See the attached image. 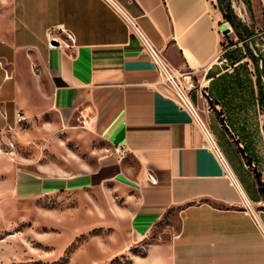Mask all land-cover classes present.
Wrapping results in <instances>:
<instances>
[{
	"label": "crops",
	"instance_id": "obj_1",
	"mask_svg": "<svg viewBox=\"0 0 264 264\" xmlns=\"http://www.w3.org/2000/svg\"><path fill=\"white\" fill-rule=\"evenodd\" d=\"M216 2L0 0V146L3 134H17L29 153L16 170V195L130 183L132 207L123 214L136 243L170 209L180 220L178 232L151 244L135 263L264 264V214L249 207L261 201L259 192L250 197L224 158L227 176L198 123L161 83L141 39L173 71L193 72L200 122L210 126L207 103L216 101L252 165L264 168L259 64L244 53L218 65ZM254 11L264 22V0ZM59 29L73 35L74 47H65ZM18 113L26 116L22 124ZM67 135L104 143L91 151L95 167L67 148Z\"/></svg>",
	"mask_w": 264,
	"mask_h": 264
},
{
	"label": "rangeland",
	"instance_id": "obj_2",
	"mask_svg": "<svg viewBox=\"0 0 264 264\" xmlns=\"http://www.w3.org/2000/svg\"><path fill=\"white\" fill-rule=\"evenodd\" d=\"M255 3L256 0H217L214 8L225 58L229 60L230 54H244L249 49L254 56L250 63L259 64L255 72L262 74L264 85L260 60L264 57V22L256 18ZM215 103H207L210 116L215 118L210 119L209 127L224 158L252 197L258 193L253 174L244 168L242 156L227 138L226 123L220 128L223 113ZM67 136V148L95 167L96 156L91 151L103 148L104 143L81 138L76 141L74 135ZM18 138L17 134H3L0 146V264H140L135 259L144 257L151 244L167 240L179 231L175 209L148 238L136 243L128 217L123 214L132 207L130 196L134 191L130 183H94L95 188L80 191L16 195V170L23 168L21 156L29 154ZM232 139L236 141L234 135ZM11 144L15 147L13 156L7 154ZM44 159L49 162L55 156L45 155ZM252 167L264 183V168ZM252 210L264 214V195ZM262 221L264 224V215Z\"/></svg>",
	"mask_w": 264,
	"mask_h": 264
},
{
	"label": "built area",
	"instance_id": "obj_3",
	"mask_svg": "<svg viewBox=\"0 0 264 264\" xmlns=\"http://www.w3.org/2000/svg\"><path fill=\"white\" fill-rule=\"evenodd\" d=\"M130 25H133L132 21H130ZM62 33H64L67 37V42H64L66 48L74 47V37L71 33L66 31L65 29H59ZM51 32V31H50ZM143 49L144 51L150 56L154 66L156 67L161 83L166 86L170 93L173 95L174 99L178 103L181 109L187 111L198 123L201 130L203 131L206 139V146L210 148L219 158L226 169L227 176L231 177L230 170L228 164L226 163L218 145L215 141L213 135L211 134L208 125L204 122L199 121L198 117L200 112L197 107L194 105L191 94L197 90V83L194 80L193 72L186 71V72H177L173 71L169 65L164 61V59L160 56V54L149 45V43L142 38ZM51 45V43H50ZM226 51L220 50L218 60H220L219 65H226L227 59L225 58ZM34 71L36 74H39V69L34 67ZM16 121L18 124H22L26 121V116L23 113H18L16 117ZM14 145L11 144L9 147V154L10 156L14 155ZM126 150L123 147H116L114 153L120 157L125 156ZM1 154V150H0ZM232 178V177H231ZM250 207V206H249Z\"/></svg>",
	"mask_w": 264,
	"mask_h": 264
},
{
	"label": "trees",
	"instance_id": "obj_4",
	"mask_svg": "<svg viewBox=\"0 0 264 264\" xmlns=\"http://www.w3.org/2000/svg\"><path fill=\"white\" fill-rule=\"evenodd\" d=\"M229 18V17H227ZM242 36H246V33L242 34ZM247 55L252 59L254 56L251 53V51L249 49H247ZM260 60L263 63V69H264V57H260ZM257 86H258V102H259V106L260 109L262 111V114L264 115V85L262 82V74L260 72H257ZM211 102V101H210ZM217 104V103H216ZM220 121H221V125L225 124V119H224V115L220 116ZM226 132L230 135V132L228 131V128H225ZM230 137L232 138V135H230ZM234 144L237 148L238 153L242 156V158L244 159L246 165L249 167L250 171L252 172L257 188H258V192L260 194V196L262 197L264 195V183H262L261 178H260V174H258L252 167V161L249 157L246 156L244 149H242L240 147V143L238 141H234ZM175 209H170L164 216L163 219H165L166 217H168V215L173 212ZM146 256V254L144 255Z\"/></svg>",
	"mask_w": 264,
	"mask_h": 264
},
{
	"label": "bare ground",
	"instance_id": "obj_5",
	"mask_svg": "<svg viewBox=\"0 0 264 264\" xmlns=\"http://www.w3.org/2000/svg\"><path fill=\"white\" fill-rule=\"evenodd\" d=\"M198 117V119H199V116H197ZM199 121H201L200 119H199ZM250 206V205H249ZM251 207V206H250ZM251 209H252V207H251Z\"/></svg>",
	"mask_w": 264,
	"mask_h": 264
}]
</instances>
